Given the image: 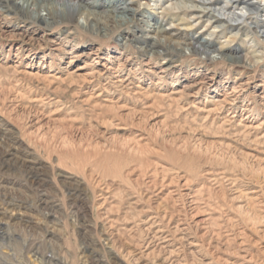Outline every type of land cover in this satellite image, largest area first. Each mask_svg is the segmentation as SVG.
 Instances as JSON below:
<instances>
[{
  "label": "rangeland",
  "instance_id": "374dc122",
  "mask_svg": "<svg viewBox=\"0 0 264 264\" xmlns=\"http://www.w3.org/2000/svg\"><path fill=\"white\" fill-rule=\"evenodd\" d=\"M133 6L94 31L0 0V264H264V45Z\"/></svg>",
  "mask_w": 264,
  "mask_h": 264
},
{
  "label": "bare ground",
  "instance_id": "6f19581e",
  "mask_svg": "<svg viewBox=\"0 0 264 264\" xmlns=\"http://www.w3.org/2000/svg\"><path fill=\"white\" fill-rule=\"evenodd\" d=\"M8 1L13 8L27 15L29 19L43 22L49 28L60 23L75 21L79 25L94 29V31L104 29L112 22L121 25L132 23L131 18L135 16L136 12L133 5L139 2V0H102L100 6L103 7L104 12L101 15L90 10L91 5H97V2L87 3L85 0ZM150 3H152L151 8L154 11L151 14L152 17H154V14H158L160 16L158 18L162 19L174 10L183 11L184 13L190 11L192 12L190 20L194 21L202 18L207 20V27L212 29L209 36H212L219 29L224 32L228 28L244 27L254 36L255 41H261L264 45V0H148V4ZM157 10H161V12H157ZM99 14L105 18V22L99 19ZM165 32L164 28H159L156 45L165 46L166 43L161 40ZM209 44L210 42L206 38H201L200 40L193 39L190 45L195 52L206 54L209 50ZM224 51L225 46L221 45L219 48L214 47L213 52H217L218 55H222L227 61L233 63L242 61L239 54L224 55L222 54ZM255 64L258 63L255 62ZM240 86L241 83L238 85L234 83L229 94L239 92L241 90L239 89Z\"/></svg>",
  "mask_w": 264,
  "mask_h": 264
}]
</instances>
